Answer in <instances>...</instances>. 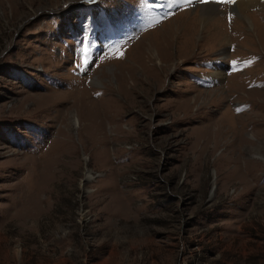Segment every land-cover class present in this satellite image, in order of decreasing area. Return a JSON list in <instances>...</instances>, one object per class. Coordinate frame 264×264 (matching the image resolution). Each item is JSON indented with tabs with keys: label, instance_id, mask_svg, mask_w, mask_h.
<instances>
[{
	"label": "rangeland",
	"instance_id": "obj_1",
	"mask_svg": "<svg viewBox=\"0 0 264 264\" xmlns=\"http://www.w3.org/2000/svg\"><path fill=\"white\" fill-rule=\"evenodd\" d=\"M90 1L0 0V264H264V5Z\"/></svg>",
	"mask_w": 264,
	"mask_h": 264
},
{
	"label": "crops",
	"instance_id": "obj_2",
	"mask_svg": "<svg viewBox=\"0 0 264 264\" xmlns=\"http://www.w3.org/2000/svg\"><path fill=\"white\" fill-rule=\"evenodd\" d=\"M231 59H233V58H231ZM248 65L249 64H247L246 66H248ZM216 66H218L219 68L222 67V69H224L225 67L228 68L229 64H227V66H226L225 63L221 60V61L215 62L213 64L211 70H209L208 79L211 81V83L213 82L215 84H219L218 79H216L214 77V75H212L214 73V71L216 70ZM242 73H246V71H243ZM253 83L255 85H258L257 82H252V84ZM263 88H264L263 86H260V88H259V86H255V87H252L251 89H263ZM231 97H232V100L235 99L234 96H231ZM234 107H236L235 109H240L242 112L243 111L245 112V111H248L252 107V105L249 104V103H244V104H241V105H238V106L235 105Z\"/></svg>",
	"mask_w": 264,
	"mask_h": 264
},
{
	"label": "bare ground",
	"instance_id": "obj_3",
	"mask_svg": "<svg viewBox=\"0 0 264 264\" xmlns=\"http://www.w3.org/2000/svg\"><path fill=\"white\" fill-rule=\"evenodd\" d=\"M191 1V0H190ZM261 2H259V1H257L256 0V4L255 3H253L254 4V7L255 8H259V7H261L262 5H264V4H260ZM241 5H240V7L241 8H249V7H247L248 5L247 4H245V3H240ZM239 5V4H238ZM211 7H207V9L204 11V13L202 14V16H201V19H200V21L199 22H202L204 25L205 24H207V22L210 20V18L212 17V15L215 13V12H217V7L216 6H213V5H210ZM236 8V7H235ZM240 12V11H239ZM216 18V17H215ZM218 21H219V19H218ZM212 24L213 23H210V25L209 26H212ZM196 27V26H195ZM175 32V31H174ZM168 37V36H167ZM172 38V37H171ZM219 75V74H218Z\"/></svg>",
	"mask_w": 264,
	"mask_h": 264
}]
</instances>
